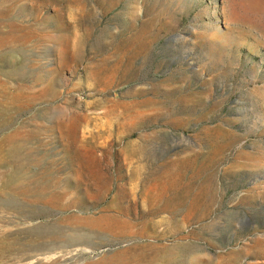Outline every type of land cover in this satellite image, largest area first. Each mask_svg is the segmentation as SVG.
Wrapping results in <instances>:
<instances>
[{"label":"rangeland","instance_id":"1","mask_svg":"<svg viewBox=\"0 0 264 264\" xmlns=\"http://www.w3.org/2000/svg\"><path fill=\"white\" fill-rule=\"evenodd\" d=\"M0 264H264V0H0Z\"/></svg>","mask_w":264,"mask_h":264}]
</instances>
